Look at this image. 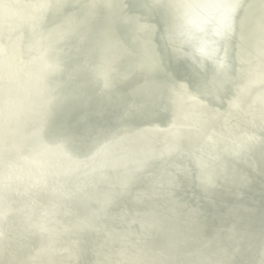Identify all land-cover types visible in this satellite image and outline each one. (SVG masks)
Here are the masks:
<instances>
[{
	"label": "water",
	"instance_id": "obj_1",
	"mask_svg": "<svg viewBox=\"0 0 264 264\" xmlns=\"http://www.w3.org/2000/svg\"><path fill=\"white\" fill-rule=\"evenodd\" d=\"M0 31V261L86 264L87 232L126 243V214L103 222L124 202L117 189L136 201L144 185L193 198L187 184L198 215L210 211L204 195L242 192L217 207L243 227L217 233L231 247L217 244L218 258L204 260L264 264V0H0ZM121 38L146 44L139 68L111 61L132 53ZM229 170L243 182L236 192ZM244 195L254 196L245 217ZM86 206L96 219L75 217ZM131 223L128 235H155Z\"/></svg>",
	"mask_w": 264,
	"mask_h": 264
},
{
	"label": "bare ground",
	"instance_id": "obj_2",
	"mask_svg": "<svg viewBox=\"0 0 264 264\" xmlns=\"http://www.w3.org/2000/svg\"><path fill=\"white\" fill-rule=\"evenodd\" d=\"M158 34L161 38L165 36V32L161 29H158ZM0 36H2L4 40L7 34L0 31ZM161 38L155 40L156 47L161 45ZM121 40L124 41V46L131 50L132 53H128L130 55H122V50H118L115 52V57L112 58L111 61L115 58L122 59L125 56L120 63L122 71L128 72L139 68L142 63L139 59H142V53L146 51L144 48L146 44H143L141 41L131 42V40L127 38H121ZM92 48L93 46H91V49ZM150 48L151 46L149 45L148 49ZM2 49L3 44H0V52H2ZM156 51L157 50H153L151 53L148 52L149 61H157L159 56H157ZM97 55L104 59L100 52H98ZM163 56L165 60L169 57L168 55ZM90 62L94 66L95 58H92ZM99 63L100 62H98V64ZM179 68L180 67L177 65L175 73H179ZM5 73H8V70H5ZM141 79V75L133 78L128 88H134L137 81ZM165 81L166 80L162 82L163 85ZM104 119H108L107 121H109V118H102L99 120ZM99 120L96 119L95 123L100 122ZM111 128H114V126ZM150 164L153 169L148 173L147 178L152 182L151 179L158 175L156 171L159 169V164L155 162H150ZM245 167L250 168L248 165ZM229 174L233 177L232 181L227 184L226 187L236 192L243 185L242 179L238 174L236 175V172L231 170H229ZM121 175L119 174V177H122ZM161 175L167 176V179L171 177V173L168 174L167 172H163ZM184 186L190 189V193L194 195L193 198H182L181 194H175L173 190H165L162 185L159 187V192L162 191L161 196H156L144 185L137 188L136 191L139 199L136 201L123 189H117V196L123 197L124 202H116L113 209L110 211L111 217L103 222L105 226L109 228L114 225V216L118 217L126 214L125 224L122 227V235L126 243L121 245L119 242H115L106 231L95 232L91 230L87 232L88 238L85 237L83 239L85 248L82 251V255L87 262L86 264H208L203 256L218 258L217 249H219V247L217 244H221L223 248H229L231 245L224 241H217L216 234L221 233L223 237H227L231 229L241 230L239 227L242 226V224L239 222L240 218H236L229 208H226L227 210L219 209L217 203L220 204L224 201L227 203H235L236 201H240L242 192L240 196L236 193L227 194L221 188L214 190L212 196L211 194L204 195L200 192L204 196H209L205 207L209 205L210 211L203 213V215H198L196 213L197 202L194 198L199 192L190 185L185 184ZM95 197L98 199L106 198L102 192H97ZM253 199L254 196L251 195H244L241 198V200L248 202L241 207L244 217ZM165 204H173L175 209L169 210ZM189 205L190 207H188ZM97 211L98 210L95 208L86 206L85 209L76 214L77 216L75 215V217L96 219ZM221 219L224 220V226L220 224L223 222H218V220ZM137 221L138 223L134 224L133 228L138 234L148 230L155 235L145 239L142 236L137 237L125 233V230L133 225L131 222ZM91 237H96L97 239V243L93 245V247L90 245L89 241ZM36 243H40L41 245L42 242ZM142 245L148 246L151 249V255L148 258L138 254L137 250ZM120 249L127 253V256L123 260L116 256V252ZM11 253L13 255L19 254L16 250H11ZM0 264L13 263L1 260Z\"/></svg>",
	"mask_w": 264,
	"mask_h": 264
}]
</instances>
